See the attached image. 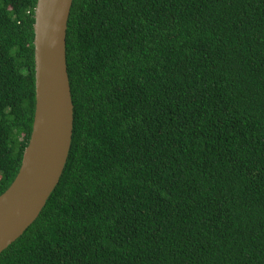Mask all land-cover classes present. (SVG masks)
<instances>
[{
	"label": "trees",
	"instance_id": "obj_1",
	"mask_svg": "<svg viewBox=\"0 0 264 264\" xmlns=\"http://www.w3.org/2000/svg\"><path fill=\"white\" fill-rule=\"evenodd\" d=\"M38 0H0V196L36 111ZM69 157L0 264H264V0H74Z\"/></svg>",
	"mask_w": 264,
	"mask_h": 264
},
{
	"label": "water",
	"instance_id": "obj_2",
	"mask_svg": "<svg viewBox=\"0 0 264 264\" xmlns=\"http://www.w3.org/2000/svg\"><path fill=\"white\" fill-rule=\"evenodd\" d=\"M73 1H37L35 118L19 173L0 196V254L38 219L69 157L74 104L67 70L66 37Z\"/></svg>",
	"mask_w": 264,
	"mask_h": 264
}]
</instances>
